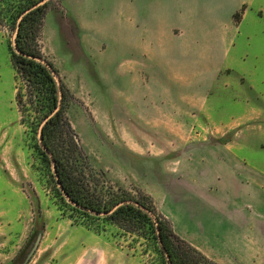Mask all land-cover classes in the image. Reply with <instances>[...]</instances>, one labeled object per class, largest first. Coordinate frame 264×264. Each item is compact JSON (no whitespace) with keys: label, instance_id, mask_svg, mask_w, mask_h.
<instances>
[{"label":"rangeland","instance_id":"rangeland-1","mask_svg":"<svg viewBox=\"0 0 264 264\" xmlns=\"http://www.w3.org/2000/svg\"><path fill=\"white\" fill-rule=\"evenodd\" d=\"M47 1L39 47L64 87L81 182L148 198L177 235L236 218L223 264H264V0ZM0 20V264H86L107 248L163 264L150 234L60 198L43 111Z\"/></svg>","mask_w":264,"mask_h":264},{"label":"trees","instance_id":"trees-1","mask_svg":"<svg viewBox=\"0 0 264 264\" xmlns=\"http://www.w3.org/2000/svg\"><path fill=\"white\" fill-rule=\"evenodd\" d=\"M41 2L44 3L33 8ZM48 5L49 2L45 0H0V17L6 18L15 32L14 42L19 52H13V59L21 76L34 87L32 95L43 111V118L37 127L40 129L42 126V142L53 154L54 171L63 188V191L60 188L58 190L60 198L63 201L71 200L74 203H71L72 207L86 216L105 219L130 233L150 234L163 264H169L167 257L172 264H216L178 236L148 198H134L127 194L104 198L96 195L88 184L78 178L85 174L83 168L77 167V162L82 159V149L64 115L62 103L56 111L59 104L58 82L52 70L42 62L39 47ZM47 64L54 70L50 62ZM61 88L63 101L66 94L62 84ZM65 133L69 136V145L66 144ZM39 149L46 161L52 163L46 151L41 146ZM91 211L106 214L94 215Z\"/></svg>","mask_w":264,"mask_h":264},{"label":"crops","instance_id":"crops-1","mask_svg":"<svg viewBox=\"0 0 264 264\" xmlns=\"http://www.w3.org/2000/svg\"><path fill=\"white\" fill-rule=\"evenodd\" d=\"M215 220L211 216L199 222L190 220L179 231V235L208 259L223 264L220 251L225 250L229 254L228 249L231 251L235 248L232 241L237 237V219L226 217L220 221ZM85 261L86 264H133L127 253L119 248L92 250Z\"/></svg>","mask_w":264,"mask_h":264},{"label":"water","instance_id":"water-1","mask_svg":"<svg viewBox=\"0 0 264 264\" xmlns=\"http://www.w3.org/2000/svg\"><path fill=\"white\" fill-rule=\"evenodd\" d=\"M45 1H47V0H45ZM44 2H41V3H38V4H36L35 6H33V8H35V7H37V6H39V5H41V4H43ZM32 9V8H31ZM29 10H27L26 11V13L28 12ZM15 51L16 52H19V50L17 49V47L15 46ZM42 62L44 63V64H46L51 70H52V73L54 74V76H56V74H55V71L53 70V68H52V66L51 65H49V64H47V62L45 61V60H42ZM58 88H59V104H58V106H57V109H56V111L58 110V109H60V107H61V103H62V88H61V84L60 83H58ZM39 144L43 147V149L46 151V153L50 156V158H51V160H52V163L54 164V159H53V154H52V152L43 144V142H42V126L40 127V129H39ZM56 177H57V179H58V176L56 175ZM59 187H60V189L63 191V188L59 185ZM71 203H73L71 200H69ZM136 205H139L138 203H136V202H134ZM74 204V203H73ZM119 205H121V204H119ZM118 205V206H119ZM142 209H144V210H146L147 212H149L147 209H145L144 207H142V206H140ZM86 210H88V211H90L89 209H86ZM92 212V211H91ZM92 213H95V214H99V215H105L106 213H97V212H92ZM152 216H154L151 212H149ZM159 241H160V245L162 246V241H161V238L159 239ZM168 258V263L169 264H172L171 263V261H170V259H169V257H167Z\"/></svg>","mask_w":264,"mask_h":264}]
</instances>
